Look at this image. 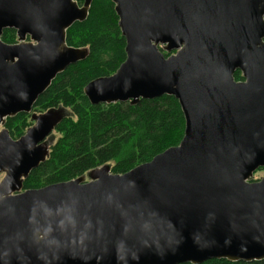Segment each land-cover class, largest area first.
<instances>
[{
    "label": "water",
    "instance_id": "obj_1",
    "mask_svg": "<svg viewBox=\"0 0 264 264\" xmlns=\"http://www.w3.org/2000/svg\"><path fill=\"white\" fill-rule=\"evenodd\" d=\"M83 1L0 0V264L264 261V178L252 181L264 168V0H112L126 59L85 96L94 106L172 96L184 137L122 175L105 165L89 181L24 190L66 115L34 105L89 56L67 44L89 16ZM7 29L16 44L3 42ZM20 113L35 123L15 140L4 124Z\"/></svg>",
    "mask_w": 264,
    "mask_h": 264
},
{
    "label": "trees",
    "instance_id": "obj_2",
    "mask_svg": "<svg viewBox=\"0 0 264 264\" xmlns=\"http://www.w3.org/2000/svg\"><path fill=\"white\" fill-rule=\"evenodd\" d=\"M75 1L79 5L84 2ZM118 21L112 0H93L88 18L67 31V44L87 48L89 56L59 74L34 105V112L64 109L67 114L55 131L57 138L50 146L48 159L24 181V190L74 180L105 165L113 174L122 175L182 141L185 118L178 100L172 96L141 100L135 106L130 102L94 106L85 96L84 89L91 81L113 75L126 59V42ZM2 40L16 44V31L5 30ZM235 78L242 76L237 72ZM30 120V114L20 113L7 118L4 127L17 140L31 127ZM203 264L264 261L214 259Z\"/></svg>",
    "mask_w": 264,
    "mask_h": 264
},
{
    "label": "rangeland",
    "instance_id": "obj_3",
    "mask_svg": "<svg viewBox=\"0 0 264 264\" xmlns=\"http://www.w3.org/2000/svg\"><path fill=\"white\" fill-rule=\"evenodd\" d=\"M26 41H30V39H29V37L27 38V40ZM66 112V111H65ZM64 112V113H65ZM34 113H37V114H40V113H38V112H34ZM65 114H67V112L65 113ZM32 115V114H31ZM30 122H31V127L34 125V121L31 119L30 120ZM56 138H57V135H56V133L54 132L48 139H47V143L51 146V144H53V142H55V140H56ZM90 172L88 173V174H86L85 175V180L86 181H89L90 180ZM3 178H4V174L3 175H1L0 176V183H1V181L3 180ZM262 178H264V171H257L256 173H255V175H254V177H253V180H255V181H258V180H261Z\"/></svg>",
    "mask_w": 264,
    "mask_h": 264
},
{
    "label": "flooded vegetation",
    "instance_id": "obj_4",
    "mask_svg": "<svg viewBox=\"0 0 264 264\" xmlns=\"http://www.w3.org/2000/svg\"><path fill=\"white\" fill-rule=\"evenodd\" d=\"M83 5V4H82ZM16 31V30H15ZM17 33V32H16ZM237 72H239L240 74H241V76H242V79H239V80H237L236 78H235V75H236V73ZM234 78H235V80L237 81V82H243V81H245V79H244V77H243V74L241 73V71H239V70H237L236 72H235V74H234ZM33 112H34V108H33ZM31 115V114H30ZM31 117H32V115H31Z\"/></svg>",
    "mask_w": 264,
    "mask_h": 264
}]
</instances>
